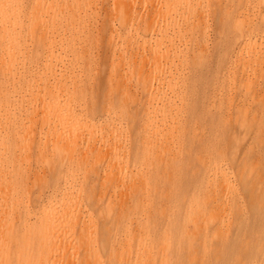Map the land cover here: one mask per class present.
I'll list each match as a JSON object with an SVG mask.
<instances>
[{"label":"bare ground","instance_id":"1","mask_svg":"<svg viewBox=\"0 0 264 264\" xmlns=\"http://www.w3.org/2000/svg\"><path fill=\"white\" fill-rule=\"evenodd\" d=\"M0 264H264V0H0Z\"/></svg>","mask_w":264,"mask_h":264}]
</instances>
